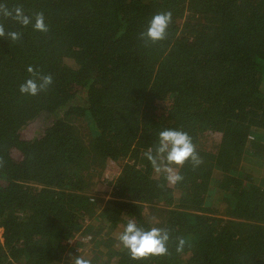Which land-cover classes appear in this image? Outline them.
<instances>
[{
  "label": "trees",
  "instance_id": "obj_1",
  "mask_svg": "<svg viewBox=\"0 0 264 264\" xmlns=\"http://www.w3.org/2000/svg\"><path fill=\"white\" fill-rule=\"evenodd\" d=\"M0 3L42 11L49 27L0 15L22 32L0 38V264H74L91 242V264H264V190L241 161L264 155V0ZM160 11L173 14L167 38L141 40ZM29 65L52 75L48 91L19 92ZM166 128L202 158L175 185L144 157ZM109 162L119 172L104 199ZM128 220L168 229L169 254L131 260L117 240ZM77 234L91 238L69 246Z\"/></svg>",
  "mask_w": 264,
  "mask_h": 264
},
{
  "label": "clouds",
  "instance_id": "obj_2",
  "mask_svg": "<svg viewBox=\"0 0 264 264\" xmlns=\"http://www.w3.org/2000/svg\"><path fill=\"white\" fill-rule=\"evenodd\" d=\"M0 15H3L5 19H11L22 27H27L34 16L35 23L32 25L34 31L47 33L49 30L42 11H37L33 16H29L25 14L21 6L8 9L5 4L0 3ZM172 16L171 11L155 13L148 22L147 30L139 33V38L141 40L146 39V41H150L153 44L164 41L167 38L169 25L172 23ZM0 38L14 43L22 38V32L10 29L6 31L5 25L0 23ZM26 71L29 77L19 85V92L22 95L37 96L41 92L48 91L53 84L51 74H44L31 65L27 66ZM157 139L155 155H153L152 149L149 148L145 151L144 157L152 165L155 172L164 175V179L168 184L175 185L184 179L177 169L183 167L186 162H191L194 168L202 163V158L197 152L196 145L186 131L166 128L159 131ZM3 164V158H0V167H3ZM115 178L116 175L111 181ZM169 238L168 229L154 226L149 230H144L142 227H138L133 220H128L117 236L119 244L122 245V248L126 250L129 258L133 261H142L151 256L168 255L167 243ZM176 240V251L178 253L182 252L186 241L182 236H177ZM77 251L78 249H76ZM74 264H91V262L81 256H76Z\"/></svg>",
  "mask_w": 264,
  "mask_h": 264
},
{
  "label": "rangeland",
  "instance_id": "obj_3",
  "mask_svg": "<svg viewBox=\"0 0 264 264\" xmlns=\"http://www.w3.org/2000/svg\"><path fill=\"white\" fill-rule=\"evenodd\" d=\"M46 114H41L40 116H38L35 120H33L32 122H30L29 126L30 128L34 129L37 128L39 123L44 120L46 118ZM254 139H257L256 134H254ZM257 136H259V138L261 140L264 141V133H260ZM250 140H252V136H250ZM211 142V141H210ZM211 149L212 152L217 151L218 148V143H211V146L209 147ZM15 154L17 153V149L14 148L13 149ZM243 162V166H245V168L247 170H243L244 174L249 176L251 178V181L254 185L260 186L263 190H264V155H260V153H256V151L252 148L250 150V153L245 154V156L243 157V159L241 160ZM118 169L117 167L109 162L107 163L106 167L104 168L103 171V175L102 177H100V182L102 184V186L100 187V193L98 194L99 197H102L104 199H109V191H110V187L108 184V181L110 179V177H114L117 173H118ZM105 175H107V177H105ZM230 175H235V174H230ZM117 229L114 230L111 234L115 235L117 233ZM2 229H0V235H1ZM90 235V234H88ZM82 237H84V240ZM90 237H88L87 235L85 236H80V237H76V238H71L69 239L68 245L71 246L73 244H75L77 241H83L86 242L88 241ZM90 245L91 244H85V246H83V244H78L76 248L78 249V251L75 253V257L76 256H81V257H88L91 254V250H90Z\"/></svg>",
  "mask_w": 264,
  "mask_h": 264
},
{
  "label": "built area",
  "instance_id": "obj_4",
  "mask_svg": "<svg viewBox=\"0 0 264 264\" xmlns=\"http://www.w3.org/2000/svg\"><path fill=\"white\" fill-rule=\"evenodd\" d=\"M105 177H107V175H105ZM112 179H113V177H110L109 181H111ZM109 181H108V182H109ZM83 236H85V235H83ZM87 236L91 238V235H87ZM76 237H80V236L77 234L74 238H76ZM82 238L84 239V237H82ZM90 238H89V239H90ZM89 239H88V240H89ZM84 240H86V239H84ZM82 242H83V241H82ZM86 242H87V241H86Z\"/></svg>",
  "mask_w": 264,
  "mask_h": 264
}]
</instances>
